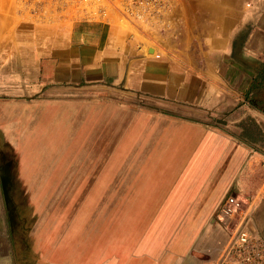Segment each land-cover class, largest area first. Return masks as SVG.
I'll use <instances>...</instances> for the list:
<instances>
[{"label":"crops","instance_id":"obj_1","mask_svg":"<svg viewBox=\"0 0 264 264\" xmlns=\"http://www.w3.org/2000/svg\"><path fill=\"white\" fill-rule=\"evenodd\" d=\"M170 8L0 17V264H219L228 193L264 243V0Z\"/></svg>","mask_w":264,"mask_h":264},{"label":"built area","instance_id":"obj_2","mask_svg":"<svg viewBox=\"0 0 264 264\" xmlns=\"http://www.w3.org/2000/svg\"><path fill=\"white\" fill-rule=\"evenodd\" d=\"M46 1V0H45ZM172 0H47L45 16L75 20L108 21L116 19L131 28L141 26L148 31L159 29L161 20L170 14ZM231 218L230 236L219 264H264V243L249 231L251 203L228 193L221 204Z\"/></svg>","mask_w":264,"mask_h":264},{"label":"rangeland","instance_id":"obj_3","mask_svg":"<svg viewBox=\"0 0 264 264\" xmlns=\"http://www.w3.org/2000/svg\"><path fill=\"white\" fill-rule=\"evenodd\" d=\"M42 1L46 2L47 0H0V17H10L18 10L27 18H30L31 14L34 13L37 17L45 16L48 12V7L41 5Z\"/></svg>","mask_w":264,"mask_h":264}]
</instances>
